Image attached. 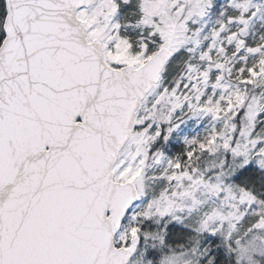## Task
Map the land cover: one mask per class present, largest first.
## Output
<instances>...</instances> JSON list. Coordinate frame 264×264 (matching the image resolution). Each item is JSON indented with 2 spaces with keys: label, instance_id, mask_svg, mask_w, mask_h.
Masks as SVG:
<instances>
[{
  "label": "snow or ice",
  "instance_id": "obj_1",
  "mask_svg": "<svg viewBox=\"0 0 264 264\" xmlns=\"http://www.w3.org/2000/svg\"><path fill=\"white\" fill-rule=\"evenodd\" d=\"M0 264H264V0H0Z\"/></svg>",
  "mask_w": 264,
  "mask_h": 264
}]
</instances>
